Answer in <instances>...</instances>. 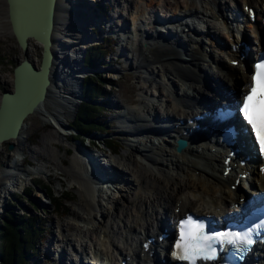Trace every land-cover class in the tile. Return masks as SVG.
Wrapping results in <instances>:
<instances>
[{
  "label": "bare ground",
  "instance_id": "bare-ground-1",
  "mask_svg": "<svg viewBox=\"0 0 264 264\" xmlns=\"http://www.w3.org/2000/svg\"><path fill=\"white\" fill-rule=\"evenodd\" d=\"M97 1L56 0L54 29L51 38L52 65L46 98L36 106L33 113L24 119L17 137L6 142L23 143L28 130L26 126L28 117L43 116L44 112H47L54 116L59 126L63 127L65 126L63 118L73 116L77 112L82 99L78 86L81 81L83 83V78L86 76L85 71H89L82 64L85 52L87 48L98 43L96 34L100 22L104 19L103 17L100 19L101 16L96 15L93 10V5ZM221 1L203 0L209 7V12L205 11L204 16H222L221 11L225 7ZM240 2L254 7L257 18L264 19V12L261 10V6H264V0H240ZM123 3L126 4V7H131L134 0H123ZM140 3L143 6L137 8L136 18L141 13L146 14V8H154L158 4V0H141ZM164 4L166 9L168 7V10H165V15L169 16L167 19L171 20L172 18L174 20L172 23L174 30L170 32V27L164 28L165 25L162 27V24H155L156 27L164 28L161 33L158 31L159 28L150 26L148 23L149 33L154 30V34H161L152 35V37L151 34L148 35L150 41L145 42L146 47L144 45L138 47V50L141 48V51L137 52L139 60L136 61L137 64L135 63L136 70L147 71L143 77L145 82L152 79L154 70L157 69V72L155 71L157 74L163 73L167 77L166 81L169 84L173 83L172 88H169L160 79L154 81L156 84L155 91L159 92L161 102L165 104L164 106L159 104L162 109L164 108V114L158 112V105L150 101L147 103L146 115L148 117L145 116L147 118L144 116L135 118L133 115L130 118L133 119L131 120L132 123L128 121L129 125L133 124L132 126H119V132L123 134L134 135L139 132L143 136L142 140H134L133 143H139V145L143 143L144 147L139 152L145 163L137 169L134 168L131 172L133 174L128 178L120 170L116 161L108 165L107 169H114L113 171L118 172V175L127 183L122 196L123 206H120L112 198H107L113 208L112 214L109 210H100L90 186L85 181L79 182L87 217L91 219L90 222L95 220V225L92 228L98 232L94 242L85 251L87 254L90 250L95 253L92 258H88L91 263H95L96 251L99 249L103 255L110 256V259H106V264H116L117 256L120 260L123 259L124 254L121 255V253H125V255L131 254L133 251L136 253L138 251L136 246L141 235L149 231L151 225L160 222V220L163 223L172 217H180L183 213L193 212L199 215L210 214L213 219L214 217L217 218L215 220H218V225H223L221 222L224 218L223 215L233 212L230 205L237 203L238 198L244 197L245 199L243 204L239 205V210H242L245 203L248 204L254 199L259 200L264 195V178L257 174L249 175V185L239 187L238 184L233 190H228L224 180L220 178L218 165L210 161L202 163L203 157L199 151L206 152L208 148L201 146L203 138L199 136H191L188 139L191 144L189 143L185 149L182 148L178 152H174L172 145L176 144V137L179 136L180 132L174 127V123L190 117L197 110H201V106L203 107L205 104L210 105V107L211 105H218L221 102L218 97L234 99L239 92V86L248 85L249 72L245 68L227 66L226 61L228 59L226 57L224 59L225 53L218 50V46L209 38V32L206 31L203 37L197 34L196 27L199 26V23H194L193 20L197 18L198 14L193 1L167 0ZM213 6H217L216 14ZM147 18L149 21L153 18L152 21L154 22L157 17L155 18L151 14ZM158 18L160 17L158 16ZM182 26L186 28L188 33L191 32V36L189 34H183V37L177 35L178 28L181 31L180 27ZM0 27L1 30L10 33L4 0L0 2ZM220 27L222 31L217 32V35L223 33V36L228 39L231 33H224L222 25ZM258 28L260 27L258 26ZM260 30L263 31V38L259 44L264 47V29L261 28ZM243 35L244 37L249 36L246 31H243ZM30 41L35 42L41 48L36 41L28 38L26 40L27 49L24 53L28 52ZM203 46L210 49V55L207 54L208 49H202ZM227 55L232 56L229 53ZM25 60L28 61L27 58ZM167 74L171 76L170 80ZM68 80L70 81L69 85L65 87L64 83ZM187 81H189L188 84ZM213 86L217 89L212 90ZM177 88L181 89V94L173 92ZM50 101H57L59 109L47 107ZM151 115L155 116L154 119L164 122H158L160 124L151 123L149 121ZM147 130L151 131L148 132ZM148 134L153 136H147ZM160 135H166L167 138L154 139ZM181 140L183 139L181 138ZM192 143H197L198 146H194ZM220 153L223 154V152ZM214 159L212 160L214 161ZM89 168L92 169L93 166ZM195 174L196 176H194ZM234 175L235 172L232 173V176ZM14 177L10 175L1 181L0 193L4 192L7 183H15L18 187H23L31 179L29 173L20 174L19 178L15 177L16 179ZM254 179L260 181L261 184ZM234 180L233 178L232 181ZM171 202L178 208L179 213L177 215L172 211L173 204L171 207ZM219 202L221 203L217 205ZM229 217L233 216L229 215ZM108 218H111L109 222L107 221ZM229 227L226 226L225 229H229ZM87 262L76 261L74 264H87Z\"/></svg>",
  "mask_w": 264,
  "mask_h": 264
},
{
  "label": "rangeland",
  "instance_id": "rangeland-1",
  "mask_svg": "<svg viewBox=\"0 0 264 264\" xmlns=\"http://www.w3.org/2000/svg\"><path fill=\"white\" fill-rule=\"evenodd\" d=\"M104 1L111 3L113 7L110 10L108 6V13L112 17L106 19L108 24L114 27L112 35L114 42L110 45L112 52L111 54H107L103 60L106 66L102 62L101 68L98 67L96 70L85 71L86 76H84L83 80L90 74L99 76L102 81H107L109 78L113 79L111 83L115 87L114 90L104 84L103 89L108 93V96L106 98L101 96L102 98L100 97L101 99L98 100V102H105L106 104V109H104L100 122L102 124H105L107 121L110 122V127L107 130L108 134H105L107 137L94 133L92 136H87L85 141H81L76 138L79 135L71 128L76 113L73 116L63 118L65 126L61 127L57 124L54 116L44 112L45 115L43 114V116L28 117L26 123L28 130L23 143L13 144L10 141L0 144V185L1 181L8 178V176L10 177V175L19 178L20 174L26 175L29 173L31 178L23 187H18L15 183H7L4 192L0 193V216L7 208L15 221L18 215H23L26 212L29 218H35V226L38 231L40 230V236L35 245L36 254L32 258L28 256L26 261L28 264H74L76 262L75 254L77 253H80L83 256V261L86 262L82 252L87 251L89 245L94 242V238L98 232L92 228L95 225V220L90 222L91 219L87 217V211L84 209L83 204L84 197L82 198L80 193L79 182L85 181L90 186L100 210H109L110 212H113V208L107 198H112L120 206H123L124 200L122 196L127 183H125L120 175V179L112 178L111 180H107V183H102L99 186L91 180H84L83 176H86V168L85 163L80 159V150L85 153L88 151L87 153L96 156L97 160L103 164L111 165L116 161L120 170H122L127 178L130 177L133 174L131 172H133L134 168L137 169L145 163L139 152L143 149L144 145L143 143L140 145L139 143H133L134 141L129 142L130 138L126 136H131V138L138 141L142 140L143 136L139 132L134 134L138 136L123 134L119 132V126H132L133 124H128L129 126H127L125 123L131 122L133 119L130 118L133 115L135 118L148 117L146 115L148 110L147 103L150 101L158 105V112L164 114V108L162 109L159 104L163 106L165 104H162L159 92L155 91L156 84L154 81L161 79L169 88H172L173 85L172 82L170 85L166 81L167 77L163 73H159V76L156 73L157 69L154 70L152 79L149 82H145L143 78L147 74L146 70L139 71L135 69L139 60L137 52L141 51V48L138 50V47L141 45L146 47L145 42L150 41L148 40V35L151 34V37L152 34L154 35L152 31L149 33V19H146L145 16L147 13H141L137 18L135 17L138 11L137 8L143 6L140 3L141 0H134V4L131 7L127 6L129 9L127 8L126 11L122 10L120 6V3L124 5L123 0ZM189 1H193L197 7L196 12L198 15L195 18V23L200 19L203 22L197 27V31L206 33L207 30L215 35L218 34L217 32L222 31L220 25H213L209 21V17L204 16L205 11L209 12L207 3L203 2V0ZM165 2L167 0H158V6L156 5L152 8V11L157 13V16H162V21L166 16L165 10H168V7L166 9V5L164 4ZM221 3H223L225 9L228 8L226 5L230 8H233L234 5L236 7H240L241 5L240 0H222ZM150 9L146 8V11L148 12ZM100 23L101 27L104 19ZM177 34H180V31ZM218 38L223 43L228 41L223 36V33L218 35ZM230 38H232V35ZM97 41L101 43L98 38ZM203 48L208 49V55L211 54L209 48H206V46H203ZM218 50L223 52L225 48H218ZM26 58L37 69L40 60V48L35 42L30 41L28 52L24 53L20 51L10 33L6 30H1L0 27V94L3 91L11 89L12 68L18 61ZM113 59L117 60L114 62ZM208 63H210L209 60ZM209 74L211 75V73ZM167 75L170 80L171 76ZM69 82V80L65 81V87L69 85ZM82 84L81 81L78 86L81 91L80 94H82ZM214 86L212 90L217 89ZM203 88L205 89L206 87ZM173 92L175 93V90ZM177 92L181 94V89L177 88ZM190 93L193 94V92ZM80 104L81 102L79 106ZM57 105V101H50L47 107L59 109ZM151 116L155 118L154 115ZM121 121L122 125H120ZM147 131L150 132L151 130ZM147 136L153 135L148 134ZM111 137L117 139L114 142L118 144L114 155H109L107 153L108 150L103 148L100 143ZM8 145H13L10 150L8 149ZM94 147L97 150H102L104 154L96 152L93 149ZM127 157L129 158L128 160L126 159ZM44 186H47L49 189H44ZM100 187L101 190L98 191ZM53 195L60 196L57 198L61 201L60 203L63 207L58 211L50 204ZM172 204L171 202V207ZM94 214L96 215V212ZM110 219L108 218L107 221L109 222ZM68 240H70V243H68ZM98 251H100V254L97 259H100L103 253L100 249ZM89 261L91 262L90 259ZM94 262L98 263L97 260Z\"/></svg>",
  "mask_w": 264,
  "mask_h": 264
},
{
  "label": "water",
  "instance_id": "water-1",
  "mask_svg": "<svg viewBox=\"0 0 264 264\" xmlns=\"http://www.w3.org/2000/svg\"><path fill=\"white\" fill-rule=\"evenodd\" d=\"M4 1L10 35L19 50L25 52L28 38L41 48L38 68L25 59L18 61L11 71V89L0 94V143L16 138L24 119L46 98L56 4V0ZM184 147L185 142L178 140L174 150Z\"/></svg>",
  "mask_w": 264,
  "mask_h": 264
},
{
  "label": "trees",
  "instance_id": "trees-1",
  "mask_svg": "<svg viewBox=\"0 0 264 264\" xmlns=\"http://www.w3.org/2000/svg\"><path fill=\"white\" fill-rule=\"evenodd\" d=\"M96 7L99 13H103L99 5L96 4ZM109 50L111 48L105 42L90 46L86 49L83 66L89 70L101 68L102 62ZM104 84H110L113 90L115 88L111 82L102 81L99 76L93 74L88 75L83 80L82 101L77 109L71 127L79 135L76 138L81 141H85L87 136H92L94 133L103 132L104 135L107 133L106 122L105 124L100 122L106 107L103 106V103L98 102L102 98L101 96H104V98L108 96V93L103 89ZM89 143L91 144V142ZM103 146H105V143ZM107 147L116 152L118 144L109 139ZM44 187V189H49L47 186ZM57 197L60 196L53 195L50 204L58 211L63 206ZM7 211L8 209L6 208L0 216V264H28L26 263L28 256L32 258L36 254L35 245L40 236V230L38 231L35 226V218H29L26 212L23 215H18L14 221L9 211Z\"/></svg>",
  "mask_w": 264,
  "mask_h": 264
},
{
  "label": "snow or ice",
  "instance_id": "snow-or-ice-1",
  "mask_svg": "<svg viewBox=\"0 0 264 264\" xmlns=\"http://www.w3.org/2000/svg\"><path fill=\"white\" fill-rule=\"evenodd\" d=\"M261 64H264V60L261 61ZM261 64H257V69L261 68ZM252 80L253 84L250 86L249 92L243 97L244 104L241 107V113L245 115V120L252 127L253 134L257 136L258 142L264 146V70L260 71L259 77L254 73ZM188 219L192 220V217H188ZM181 223L183 224L184 221H181ZM194 223H199V221H194ZM213 235L221 236L226 234L213 233ZM231 235H243L248 244L253 242L250 233H232ZM229 242L235 243V241ZM208 247L211 248V244ZM173 255H176V253L174 252ZM181 258L189 259V256L186 254ZM208 259H211V257H208Z\"/></svg>",
  "mask_w": 264,
  "mask_h": 264
}]
</instances>
